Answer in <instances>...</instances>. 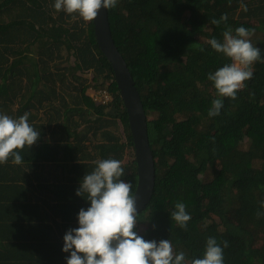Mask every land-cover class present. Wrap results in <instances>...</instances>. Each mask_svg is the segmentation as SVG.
Wrapping results in <instances>:
<instances>
[{
    "label": "trees",
    "instance_id": "1",
    "mask_svg": "<svg viewBox=\"0 0 264 264\" xmlns=\"http://www.w3.org/2000/svg\"><path fill=\"white\" fill-rule=\"evenodd\" d=\"M54 2L0 0V114L29 113L40 134L16 150L22 164H0V264H67L64 235L90 207L76 191L95 161H122L132 194L138 182L128 114L93 21L58 12ZM108 14L155 160L138 235L169 239L185 264L203 258L209 237L228 242L224 264H264V62L252 65L235 100L219 97L208 79L231 63L209 43L222 42L225 30L253 29L264 60V0H117ZM225 14L226 22L211 23ZM101 88L112 101L89 92ZM214 99L223 108L210 117ZM178 202L191 216L186 229L171 219Z\"/></svg>",
    "mask_w": 264,
    "mask_h": 264
},
{
    "label": "clouds",
    "instance_id": "2",
    "mask_svg": "<svg viewBox=\"0 0 264 264\" xmlns=\"http://www.w3.org/2000/svg\"><path fill=\"white\" fill-rule=\"evenodd\" d=\"M56 11L63 10L73 19L79 17L84 22L98 18L99 11L115 8L117 0H55ZM247 12V6L241 5ZM227 15L211 23L219 25L227 21ZM253 29L241 26L223 32V41L213 38L210 46L231 60L214 73L208 74L219 97L237 98V92L245 86V81L253 78L252 65L262 60V50L253 46L250 37ZM203 51V49H201ZM222 99H214L208 111L210 117L220 114ZM29 113L18 119L0 114V164H6L11 157L14 165H20L23 157L17 149L31 147L40 134L29 124ZM92 172L86 173L76 191L77 196L90 202L87 209L78 213L79 227L69 229L64 235L63 251L70 253L67 264H185V253H174L169 239L146 241L136 229L138 214L136 197L132 194V182H125L122 161L101 159L95 161ZM264 207V202H261ZM171 219L183 229L191 220L186 205L178 202L170 214ZM259 216L260 213H257ZM223 247L214 237H209L203 258L192 259L190 264H224Z\"/></svg>",
    "mask_w": 264,
    "mask_h": 264
},
{
    "label": "water",
    "instance_id": "3",
    "mask_svg": "<svg viewBox=\"0 0 264 264\" xmlns=\"http://www.w3.org/2000/svg\"><path fill=\"white\" fill-rule=\"evenodd\" d=\"M99 48L110 62L114 79L126 108L134 142L138 182L134 196L137 212L150 202L156 183V168L148 134L147 115L136 82L112 35L108 9H101L93 20Z\"/></svg>",
    "mask_w": 264,
    "mask_h": 264
},
{
    "label": "built area",
    "instance_id": "4",
    "mask_svg": "<svg viewBox=\"0 0 264 264\" xmlns=\"http://www.w3.org/2000/svg\"><path fill=\"white\" fill-rule=\"evenodd\" d=\"M91 95H94L97 100L101 101L104 104L112 101L113 99V96L106 88H101L97 91L95 90L93 91V93H91Z\"/></svg>",
    "mask_w": 264,
    "mask_h": 264
},
{
    "label": "rangeland",
    "instance_id": "5",
    "mask_svg": "<svg viewBox=\"0 0 264 264\" xmlns=\"http://www.w3.org/2000/svg\"><path fill=\"white\" fill-rule=\"evenodd\" d=\"M89 92H90V93H93V91H92V90H90V89H89Z\"/></svg>",
    "mask_w": 264,
    "mask_h": 264
}]
</instances>
